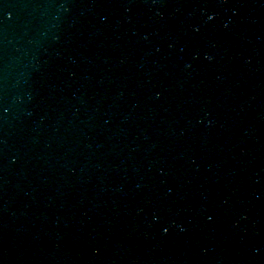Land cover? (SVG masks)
<instances>
[{"label":"water","instance_id":"obj_1","mask_svg":"<svg viewBox=\"0 0 264 264\" xmlns=\"http://www.w3.org/2000/svg\"><path fill=\"white\" fill-rule=\"evenodd\" d=\"M0 264H264V0H0Z\"/></svg>","mask_w":264,"mask_h":264}]
</instances>
